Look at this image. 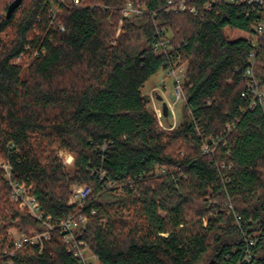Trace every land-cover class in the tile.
Here are the masks:
<instances>
[{"label":"trees","instance_id":"obj_1","mask_svg":"<svg viewBox=\"0 0 264 264\" xmlns=\"http://www.w3.org/2000/svg\"><path fill=\"white\" fill-rule=\"evenodd\" d=\"M13 1L0 0V161L51 223L85 217L79 235L100 264H264V112L241 96L253 47L230 32L254 30L240 3L204 11L200 0L192 14L166 12L169 0H69L60 32L46 0H23L7 18ZM129 2L146 13L123 17ZM158 33L168 55L154 50ZM176 57L187 64L185 100L166 129L143 90ZM255 72L264 80V38ZM213 141L210 158L202 148ZM58 150L74 156L73 173ZM72 184L91 187L82 206L68 204ZM12 228L46 230L0 167V264H81L59 228L42 251L7 252Z\"/></svg>","mask_w":264,"mask_h":264},{"label":"built area","instance_id":"obj_2","mask_svg":"<svg viewBox=\"0 0 264 264\" xmlns=\"http://www.w3.org/2000/svg\"><path fill=\"white\" fill-rule=\"evenodd\" d=\"M69 0H46V3L52 4L50 12V26L54 27L56 31L64 32L65 27L57 22L58 15L61 12L62 6ZM75 6H83V0H70ZM197 1L200 0H169L168 8L166 12L173 13H192L196 14L199 10ZM217 3H228L235 4L240 3L241 14L246 18H251L253 20V30L254 33L249 37H246L253 50L249 54V62L247 67L243 70L245 86L241 93L243 99L248 102V110H261L264 112V80L257 77L255 72V64L258 48L262 45V39L264 38V0H203L202 9L204 11H211L215 4ZM146 11L136 8L133 3L129 2L123 9V17H136L145 14ZM120 33V28L116 34V38ZM115 43V41H113ZM29 49V48H28ZM27 49V50H28ZM154 50L158 54L168 55L170 52L169 40L160 33L154 43ZM38 50L33 53V56H38ZM23 55L18 56L14 62L19 63L22 61ZM166 71V78H170L173 81V88L170 92L166 85L155 86L152 89V96L155 94L156 99L152 100L151 106L157 117L158 123L161 127H164L163 121L165 118H170L171 128L177 124L176 118V105L179 101L185 100V94L183 91V83L187 77V64L183 62L181 57H176V59L168 61V64L163 66ZM159 92V94L157 93ZM157 95H161L163 101L168 105V116L165 117L162 109V102L157 99ZM170 96L174 98L171 100ZM226 128L228 131L232 130V127L227 124ZM219 142L213 141L212 143L205 142L202 148L203 153L214 158L216 154V148ZM221 168H225V164H221ZM6 177L10 181L11 187V197L14 201L19 203L20 208L26 209L29 214L42 223L46 230L43 232L34 231L30 234H17L13 230H10L9 237L11 239L12 248L19 250L26 246H37L42 251L45 241L50 240L51 232L56 228H59L63 232V240L67 246V252L71 253L81 264H89L88 259L85 257V252L90 251L85 240L76 235L75 230L81 229L86 224L87 220L85 217L69 216L66 219L59 221L58 225H53L51 223V217L46 216L42 211L41 206L37 198L31 194L32 186H27L25 184H19L12 181L11 179V166L9 164L5 165ZM164 170H160L158 174L164 173ZM101 177H106L105 172H101ZM107 187L112 189L114 185L109 182ZM91 187L89 185L74 186L72 194L70 196L69 205H79L82 206L83 203L88 199L91 194ZM229 207H232L229 205ZM94 213V212H93ZM248 250L244 256L243 261H250L252 255L250 248L256 243L255 238H250L246 240ZM91 252V251H90ZM92 253V252H91ZM91 264H100L99 258L95 254L90 256Z\"/></svg>","mask_w":264,"mask_h":264},{"label":"rangeland","instance_id":"obj_3","mask_svg":"<svg viewBox=\"0 0 264 264\" xmlns=\"http://www.w3.org/2000/svg\"><path fill=\"white\" fill-rule=\"evenodd\" d=\"M122 23L123 21H120L119 23V28L121 30L122 28ZM118 28V29H119ZM118 32V30H117ZM230 35H231V38L232 39H237V38H242V37H249L248 34L244 33V32H241V31H233V32H230ZM116 38V36H115ZM166 75V71L163 69L161 72H159L157 75L153 76L152 78L149 79V81L146 83L145 85V88H144V93L149 97V101H150V106H151V103H152V100L156 99V96L155 94H153L152 96V89L155 87V86H164L166 85L168 90L171 92L172 91V88H173V81L172 79L170 78H166L165 77ZM159 94V92H157ZM171 100L174 101V98L172 96H170ZM182 100L178 102V104L176 105V118H177V122L179 123V121H181V106H182ZM159 104H161V102H159ZM171 119L170 118H165L164 121H163V124L165 126L166 129H170V121ZM172 129V128H171ZM57 155L59 156V158L62 160L65 168L67 169V172L69 173H73L74 172V156L68 152V151H64V150H58L57 151ZM0 167L2 168V170H5V165L7 164V162L5 160H1L0 161ZM80 185H83V184H72L71 185V194H72V191H73V188L74 186H80ZM71 196V195H70ZM70 199V197H69ZM10 230H13L14 232H16L17 234H22V233H19L15 228H12ZM81 229H76L75 232H76V235L80 237L79 235V231ZM34 231H37V230H32L30 231L29 233H25V234H30ZM45 231V230H44ZM43 231V232H44ZM10 233V232H9ZM8 233V234H9ZM13 248L9 247V249H7L6 251L8 252V250H12ZM91 252L90 251H86L85 252V257L88 259V263L91 264L92 263V260L90 258L91 256Z\"/></svg>","mask_w":264,"mask_h":264},{"label":"water","instance_id":"obj_4","mask_svg":"<svg viewBox=\"0 0 264 264\" xmlns=\"http://www.w3.org/2000/svg\"><path fill=\"white\" fill-rule=\"evenodd\" d=\"M23 0H14L9 6L8 10L6 12V17L10 18L13 12L21 5ZM158 101L162 102V109H163V114L165 117L168 116V105L165 101H163V98L161 95H157Z\"/></svg>","mask_w":264,"mask_h":264}]
</instances>
